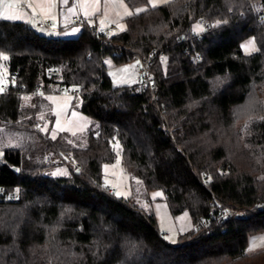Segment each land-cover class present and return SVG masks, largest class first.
I'll list each match as a JSON object with an SVG mask.
<instances>
[{"label":"trees","instance_id":"16d2710c","mask_svg":"<svg viewBox=\"0 0 264 264\" xmlns=\"http://www.w3.org/2000/svg\"><path fill=\"white\" fill-rule=\"evenodd\" d=\"M82 19L65 37L0 16V264H264V249L245 251L264 232V0H169L105 28L108 45ZM151 54L145 88L113 84L102 61ZM60 90L97 124L81 144L45 130ZM117 153L171 214L190 215L175 243L150 209L103 186ZM58 164L65 175L49 173ZM218 202L245 214L196 230Z\"/></svg>","mask_w":264,"mask_h":264},{"label":"rangeland","instance_id":"374dc122","mask_svg":"<svg viewBox=\"0 0 264 264\" xmlns=\"http://www.w3.org/2000/svg\"><path fill=\"white\" fill-rule=\"evenodd\" d=\"M102 1L67 0V15L70 16L72 11L77 13L84 8L90 11L95 10L97 14L100 15L101 12H99V10L102 8ZM167 1L169 0H147L145 5L132 7L128 5L125 0H110L111 7L117 14L118 19L107 20L110 22L108 24L109 26L112 24L115 25V29H108V32L111 33L122 30L125 26L123 21L124 17L145 10L148 7L159 6ZM61 2H65V0H61ZM0 6V16L2 18L10 20L19 19L17 11H13V0H0ZM71 29V33L79 31V29L75 27ZM192 30L194 33L201 32L203 31V26L193 24ZM76 34H69V36H75ZM58 35L62 36V34ZM250 41L252 40H246L242 43L244 52L248 53L255 50L254 43L252 47H247ZM103 62L107 67V73L113 84L132 85L137 82L138 59L114 65L113 60L109 56H105L103 57ZM0 70L2 76L1 81H8L6 78L7 68L4 62L0 64ZM47 98L51 105V119H45V130L49 131L50 137L54 138L58 134H62L72 145H77L84 142L89 131L95 132L97 130V124L77 109L79 105L77 100L79 98L74 95L73 92L60 90L56 93L47 95ZM74 100H76V102H74ZM114 147L116 152H118L119 145L115 144ZM76 165L77 163H75V166ZM49 173L54 176L65 175L67 173V167L66 165L58 164L54 166ZM102 183L106 189L110 188L116 197H133L139 206L144 209H150L154 213L158 229L168 242L175 243L178 235L192 226V221L188 212L184 211L177 215L171 214L167 204L162 199V192L160 190L147 191L137 178L126 172L123 167H121L119 153H117L115 161L102 165ZM260 249H264V232L250 236L245 251L254 252Z\"/></svg>","mask_w":264,"mask_h":264},{"label":"crops","instance_id":"0c3cea01","mask_svg":"<svg viewBox=\"0 0 264 264\" xmlns=\"http://www.w3.org/2000/svg\"><path fill=\"white\" fill-rule=\"evenodd\" d=\"M14 10L17 11L20 21L27 22L34 29L45 34H62V36H69V34H78L81 27L73 24L71 18L77 16L94 21L99 27L108 28L107 20L118 19L117 14L111 7L110 0H101L102 8H100V15L95 10L81 9L79 12L70 11V16L67 15V2L61 0H13ZM1 9V6H0ZM45 22L40 24L39 22ZM72 27L78 28V32H72ZM64 34V35H63ZM66 34V35H65Z\"/></svg>","mask_w":264,"mask_h":264},{"label":"built area","instance_id":"2783aa9c","mask_svg":"<svg viewBox=\"0 0 264 264\" xmlns=\"http://www.w3.org/2000/svg\"><path fill=\"white\" fill-rule=\"evenodd\" d=\"M71 21L73 24H76L80 27L84 26L86 21H84L82 18L73 16L71 18ZM40 24H45L43 21L42 23L39 22ZM88 30L94 34L98 39L102 42L104 45H108L109 41L104 40L102 38V34L107 30L105 28L99 27L95 22H88ZM215 26V22H207L203 25V31L208 32L211 28ZM108 29H115V25L112 24L108 27ZM198 33V32H197ZM196 33H191V35H194ZM179 41V40H178ZM122 51H119L118 53L120 54ZM152 54L149 55L146 58H139L138 59V71H137V78L140 80L142 83V87H151L152 86V81H151V72L148 67V65L152 62ZM103 61V58H102ZM77 167V165L75 166ZM245 214V211L242 209H238L233 206H228L224 205L220 202L217 203V207L214 209L210 210L206 215H200L198 216L197 220L194 222V228L196 230H201V231H208L214 224H222L228 219L231 218H240Z\"/></svg>","mask_w":264,"mask_h":264},{"label":"snow or ice","instance_id":"6c2138e0","mask_svg":"<svg viewBox=\"0 0 264 264\" xmlns=\"http://www.w3.org/2000/svg\"><path fill=\"white\" fill-rule=\"evenodd\" d=\"M65 2H67V0H65ZM70 10H71V9H70ZM252 46H253V42L250 41L247 47H252ZM0 55H2V54H0ZM4 58L7 59V57H4ZM0 91H3V89L0 88Z\"/></svg>","mask_w":264,"mask_h":264}]
</instances>
